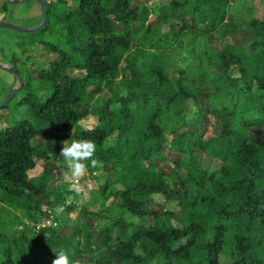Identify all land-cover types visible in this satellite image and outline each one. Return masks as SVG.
Masks as SVG:
<instances>
[{
  "label": "trees",
  "instance_id": "trees-1",
  "mask_svg": "<svg viewBox=\"0 0 264 264\" xmlns=\"http://www.w3.org/2000/svg\"><path fill=\"white\" fill-rule=\"evenodd\" d=\"M44 1L46 25L19 34L21 53L8 62L30 117L0 126V264H51L59 249L72 264H264V138L250 141L264 130V0L260 16L234 10L239 0H164L158 27L135 0ZM41 56L55 58L31 62ZM207 114L219 130L205 140ZM88 118L92 128L81 124ZM73 139L96 145L89 177L112 172L82 202L83 220L80 195L49 186L54 164L28 175ZM167 148L178 156L165 173ZM197 150L221 168L203 169ZM159 197L177 210H153ZM74 212L62 235L59 217ZM92 215L109 224L96 227Z\"/></svg>",
  "mask_w": 264,
  "mask_h": 264
},
{
  "label": "rangeland",
  "instance_id": "rangeland-1",
  "mask_svg": "<svg viewBox=\"0 0 264 264\" xmlns=\"http://www.w3.org/2000/svg\"><path fill=\"white\" fill-rule=\"evenodd\" d=\"M147 1L148 0H135V3L137 4L142 3L145 6H147L149 10L154 9L155 15L149 16L148 22H151L153 26L158 27L159 21H158L157 16H159V14H161V12L164 11V7H162L163 5L158 0H149L148 2ZM241 5L252 7L253 10L256 9L254 12V15L260 16V10L262 6L260 0H255L254 2L252 0H239L238 3L235 6H233V9L239 10ZM19 6L21 7L22 12H24V10L26 12L29 10L27 6L24 5V2L20 4ZM249 15H250V12L246 10L245 15L241 19L247 20ZM0 28H4V27H0ZM166 29L167 28H165V30ZM225 41L230 42V39L227 38ZM54 58L55 56H45V57L41 56L39 58L33 57L31 59V62H34L38 67L40 66V67L47 68L49 62H51ZM37 66H34L33 68H31V74L35 77L38 76V72H39V68ZM1 73L6 74L0 70V74ZM229 73L233 77L239 76L237 67H232ZM7 87L9 88V85H7V82L3 81L2 79V81H0V100H2L3 97L8 93V92L6 93V91L8 90ZM16 94H17L16 97L11 99V101H8V103H6V106L3 109H0V126H2L3 124L6 125L8 122H12L13 120H18L21 118L28 119L30 117L29 110L27 107L18 108V106L16 105L17 101L21 97L20 95H18L19 93H16ZM184 106H185V111L183 113V117L188 122L194 121L198 115L195 104L193 103L192 100H188L185 102ZM81 124L83 127L92 128L95 124V121L92 118H88L82 121ZM201 128H204L205 130L204 139L206 140L218 134L219 125L217 121L214 120V118L211 115L207 114L201 120ZM263 138H264V130L257 129L256 131L251 132V137H250L251 142L260 143L263 140ZM177 156L178 154L174 153L170 148H167L165 150L166 163L162 165L161 167L163 172L167 173L170 170V166H172V163L176 160ZM195 158L197 159L199 165L207 171H217L221 168V164L217 160L207 157L201 150H197L195 152ZM46 161L56 166V168L54 169L52 173L53 180L49 182V186L54 187L56 185L68 183L69 186L73 189V191L76 194L80 195V198L82 199V201H80L78 203L79 205L77 206L78 207L77 217L83 220L84 219V213H83L84 205L82 202H88L90 192L95 191L98 187V184L103 183V181L105 180L104 178L105 176L109 177L112 175L110 167L102 166L100 168L99 173H97L99 180L89 177L86 171L84 172L82 176L73 178L70 175L69 169L67 167V164L64 158L61 155H55L54 158H48L43 161L42 160L37 161L35 168L29 171L28 175L30 177L37 176L43 170L44 164ZM64 168H66V171L64 170ZM180 175L183 176L184 173L180 171ZM73 185H75V187H73ZM165 202L166 201H164L161 197H159L158 199H156V202H155L156 204L152 206V209L155 211H159V212L163 210H173V211L177 210L176 201L170 200L167 203ZM96 208H97L96 206H93L92 210L93 209L96 210ZM75 216H76V212H74L72 215L67 216V217H59L58 222H57V228L62 235L69 234L70 229H71V224ZM91 220H92V223L96 227H105L106 225L109 224V221L100 219L98 217H95L94 215L91 216ZM134 221L136 222L137 220L134 219ZM119 232L120 230L119 231L116 230L115 234L114 233L113 234L117 236L119 235ZM224 258H221L220 264H231L228 260H225Z\"/></svg>",
  "mask_w": 264,
  "mask_h": 264
},
{
  "label": "crops",
  "instance_id": "crops-1",
  "mask_svg": "<svg viewBox=\"0 0 264 264\" xmlns=\"http://www.w3.org/2000/svg\"><path fill=\"white\" fill-rule=\"evenodd\" d=\"M158 1H160L162 5L165 2L164 0H158ZM23 2L24 5L27 6V8L29 9L27 12L25 10L24 12L21 11V7L19 5L22 4ZM4 3H6V0H0V6L3 5ZM7 5H8V9L7 12L5 13V20L24 28H34L41 23L42 20L41 10L39 3L36 0H30V1L25 0L17 4H13V5L7 4ZM162 7H164V5ZM150 11L151 12L149 16L155 15L154 9H151ZM15 32L14 30L11 31L8 28H0V64L10 67H13L8 63L12 55L14 54L20 55L21 53V47L17 46L16 43L19 38V34L22 33H15ZM1 71L6 72L3 70ZM8 73L9 72H6V74L1 73L0 81H2L3 79V81L7 82V85H9V88L8 87L7 88L9 90L10 88L12 89L14 87L16 80H14L15 77L11 73L9 74Z\"/></svg>",
  "mask_w": 264,
  "mask_h": 264
},
{
  "label": "clouds",
  "instance_id": "clouds-1",
  "mask_svg": "<svg viewBox=\"0 0 264 264\" xmlns=\"http://www.w3.org/2000/svg\"><path fill=\"white\" fill-rule=\"evenodd\" d=\"M95 147L93 141L86 139H73L62 145L60 153L67 164L71 177L77 178L84 174L86 170L84 161L92 157ZM95 162V160L90 161L92 164ZM51 264H72L69 252L64 249L57 250Z\"/></svg>",
  "mask_w": 264,
  "mask_h": 264
},
{
  "label": "water",
  "instance_id": "water-1",
  "mask_svg": "<svg viewBox=\"0 0 264 264\" xmlns=\"http://www.w3.org/2000/svg\"><path fill=\"white\" fill-rule=\"evenodd\" d=\"M22 1L25 0H6V3L9 5H13ZM36 1L39 3L41 15H42L41 23L38 26L34 28H24L17 26L7 20H0V27L8 28L22 34H34L39 32L46 25L48 21V16H47L46 2L44 0H36ZM0 70L11 73L16 80L14 87L0 101V109H1L6 102H8L16 93L20 91L23 82L20 75L16 72V70L13 67L0 64Z\"/></svg>",
  "mask_w": 264,
  "mask_h": 264
},
{
  "label": "built area",
  "instance_id": "built-area-1",
  "mask_svg": "<svg viewBox=\"0 0 264 264\" xmlns=\"http://www.w3.org/2000/svg\"><path fill=\"white\" fill-rule=\"evenodd\" d=\"M49 225V221H46L45 223L41 224L40 226ZM39 227V226H37Z\"/></svg>",
  "mask_w": 264,
  "mask_h": 264
}]
</instances>
